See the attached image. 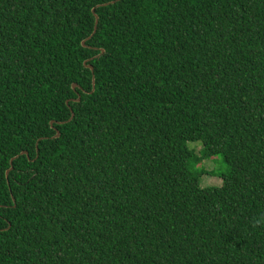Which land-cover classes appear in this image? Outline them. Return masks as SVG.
Instances as JSON below:
<instances>
[{
    "label": "trees",
    "instance_id": "1",
    "mask_svg": "<svg viewBox=\"0 0 264 264\" xmlns=\"http://www.w3.org/2000/svg\"><path fill=\"white\" fill-rule=\"evenodd\" d=\"M0 264H264V0H0Z\"/></svg>",
    "mask_w": 264,
    "mask_h": 264
},
{
    "label": "rangeland",
    "instance_id": "2",
    "mask_svg": "<svg viewBox=\"0 0 264 264\" xmlns=\"http://www.w3.org/2000/svg\"><path fill=\"white\" fill-rule=\"evenodd\" d=\"M188 145L196 153L200 152L202 147L201 141H190ZM196 168L206 170L200 179L202 186L221 185L222 177L220 175L229 171V165L221 154L203 160L202 163L197 164Z\"/></svg>",
    "mask_w": 264,
    "mask_h": 264
},
{
    "label": "water",
    "instance_id": "3",
    "mask_svg": "<svg viewBox=\"0 0 264 264\" xmlns=\"http://www.w3.org/2000/svg\"><path fill=\"white\" fill-rule=\"evenodd\" d=\"M113 2V1H112ZM115 2V1H114ZM111 2H109V3H105L104 5H108V4H110ZM93 13L95 14V17H96V23H95V29H94V32H93V34L89 37V38H91L94 34H95V32L97 31V27H98V22H99V16H98V14L95 12V8L93 9ZM83 45H85V41H83ZM101 52L103 53L104 52V49H102L101 50ZM85 65H86V67H88V68H90L92 71H94V66L92 65V64H87L86 62H85ZM76 87H77V84L76 83H74L73 84V88L74 89H76ZM95 88H96V82H95V77H94V80H93V91L95 90ZM80 96L77 98V99H75L76 101H80ZM69 102V101H68ZM73 116H74V114H73ZM73 116H72V118H73ZM52 124H53V122H51ZM60 136V131H57V135H56V137H59ZM22 155H24V154H26V155H28L29 156V152L28 151H23L22 153H21ZM18 157V155L17 156H15V157H13L12 159H11V164H13V161L16 159ZM13 169V165L11 166V168L10 169H8L7 170V172H6V175H7V177L9 176V173H10V171Z\"/></svg>",
    "mask_w": 264,
    "mask_h": 264
}]
</instances>
